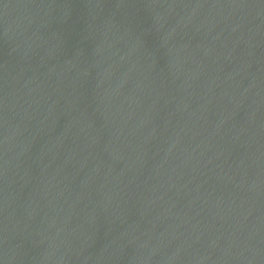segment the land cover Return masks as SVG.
<instances>
[{
  "label": "water",
  "instance_id": "water-1",
  "mask_svg": "<svg viewBox=\"0 0 264 264\" xmlns=\"http://www.w3.org/2000/svg\"><path fill=\"white\" fill-rule=\"evenodd\" d=\"M0 264H264V0H0Z\"/></svg>",
  "mask_w": 264,
  "mask_h": 264
}]
</instances>
